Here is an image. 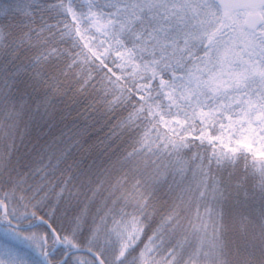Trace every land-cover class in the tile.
Here are the masks:
<instances>
[{
    "label": "snow or ice",
    "instance_id": "1",
    "mask_svg": "<svg viewBox=\"0 0 264 264\" xmlns=\"http://www.w3.org/2000/svg\"><path fill=\"white\" fill-rule=\"evenodd\" d=\"M0 264H264V0H0Z\"/></svg>",
    "mask_w": 264,
    "mask_h": 264
}]
</instances>
